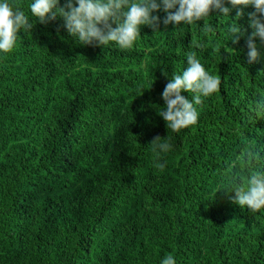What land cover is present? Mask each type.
I'll use <instances>...</instances> for the list:
<instances>
[{
  "label": "trees",
  "instance_id": "1",
  "mask_svg": "<svg viewBox=\"0 0 264 264\" xmlns=\"http://www.w3.org/2000/svg\"><path fill=\"white\" fill-rule=\"evenodd\" d=\"M9 2L34 27L0 53V264H161L168 255L176 264H264V209L225 192L226 164L243 144L264 154V116L254 110L264 99V43L257 38L252 63L246 45L254 7L225 0L228 16L214 10L192 25H165L161 8L159 32L142 25L122 50L81 45L62 17L40 23L33 0ZM190 51L221 85L196 105L195 125L173 132L159 115L161 93ZM157 135L172 145L163 169L150 144Z\"/></svg>",
  "mask_w": 264,
  "mask_h": 264
},
{
  "label": "clouds",
  "instance_id": "2",
  "mask_svg": "<svg viewBox=\"0 0 264 264\" xmlns=\"http://www.w3.org/2000/svg\"><path fill=\"white\" fill-rule=\"evenodd\" d=\"M227 3L233 8L252 5L255 9L248 13L252 32L246 40L249 63L255 62L260 57L257 38L264 43V22L261 19L264 17V0H227ZM161 8L167 13L163 20L165 25L198 24L211 16L214 10L223 16H228L231 11L225 0H160L159 3L157 0H65L63 6L60 0H33L29 5L31 15L40 23L62 17L67 32L81 45L108 46L115 43L122 50L133 47L141 36L142 25L159 32L160 17L153 13ZM243 15V11L238 10L237 20ZM33 27L34 23L21 7L9 0H0V53H10L16 45L17 34L21 30L31 31ZM202 30L212 33L214 27L204 23ZM227 32L231 42L238 44L243 35L241 26L233 22L227 27ZM186 59V70L174 75L161 93L165 104L159 115L173 132L195 125L199 119L196 105L202 104V97L217 92L221 85V78L209 74L195 52H188ZM182 91L192 93L191 100L181 95ZM254 110L257 116H264V99L257 102ZM161 139L157 135L150 142L154 166L159 169L165 167L159 162L161 152L172 147L169 142L162 143ZM226 170L231 177V190L225 192L235 193L234 197H230L232 201L253 213L264 209V154L253 146L252 141L241 146L239 154L226 164ZM241 173H246V179H242ZM161 264H176V260L168 255Z\"/></svg>",
  "mask_w": 264,
  "mask_h": 264
}]
</instances>
